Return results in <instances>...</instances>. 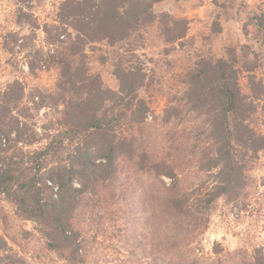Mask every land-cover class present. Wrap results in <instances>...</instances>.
Instances as JSON below:
<instances>
[{
	"label": "rangeland",
	"instance_id": "rangeland-1",
	"mask_svg": "<svg viewBox=\"0 0 264 264\" xmlns=\"http://www.w3.org/2000/svg\"><path fill=\"white\" fill-rule=\"evenodd\" d=\"M66 1L0 0V167L78 171L80 152L101 162L111 140H125L114 181L81 195L73 213L85 247L76 264L258 262L264 257V0H164L153 6L154 22H139L137 32L116 43L96 35L91 23L74 29V20L62 17ZM211 59L240 72V92L256 106L247 123L260 149L238 150L242 187L202 209L204 215H169L165 197L210 190L218 181L217 110L214 103L196 107L190 85ZM122 73L132 74L137 97L115 105L111 100L124 94ZM97 79L114 93L101 112L113 116L114 108L117 117L102 135L82 126ZM252 81L260 84V99ZM0 238L6 263L74 264L50 249L37 223L2 192Z\"/></svg>",
	"mask_w": 264,
	"mask_h": 264
},
{
	"label": "trees",
	"instance_id": "trees-1",
	"mask_svg": "<svg viewBox=\"0 0 264 264\" xmlns=\"http://www.w3.org/2000/svg\"><path fill=\"white\" fill-rule=\"evenodd\" d=\"M97 1L68 0L62 5V17L73 19L72 25L78 31L90 29L88 25L91 23L95 25L92 30L98 31L96 35L116 43L137 32L139 22H154L158 16L152 12L153 6L164 0ZM163 17L170 19L167 14H163ZM239 73L233 63L225 59H211L192 74L190 85L192 94L196 97V107L214 103L217 110L213 124L219 147L213 167L219 169L216 174L218 181L210 190H195L180 197L172 194L165 197L163 207L166 214L183 215L193 219V216L198 214L204 215L202 209L207 210L221 196L242 187L243 172L239 166L238 150L249 148L256 153L260 147L254 143L260 139L247 123L251 114L256 112V106L248 104L246 97L241 94ZM120 79L124 94L119 99L111 100L115 105H120V101L127 102L131 96L137 97L138 85L132 79V74L122 73ZM252 85L256 98H259L262 93L257 94L256 91L259 90L260 84L252 81ZM91 95L88 104L93 111L87 112L89 117L82 123L84 131L98 135H102L101 132H111L110 129L114 128L117 121L114 116L115 109L112 108L113 116H110L107 112H101L100 107L106 100L109 101L114 93L104 86L101 79H97ZM19 100L20 97L16 99ZM141 104L144 105L142 102ZM83 106L80 105L81 108ZM77 120L80 121L78 116ZM115 133L113 130V134ZM125 144V140L120 144L111 140L104 149V154L101 153L102 157L99 156L104 159L101 162H98L97 156L93 158L89 150L80 152L78 171L72 167L70 170L56 168L55 172L42 173L39 166L35 170L31 168L17 172L11 165L0 167V192L16 203L23 216L37 223L40 231L47 237L50 249L58 251L66 260L76 264L83 261L85 247L83 240L79 239L80 232L74 226L73 213L81 206V195L114 181L113 172L121 155L120 149L124 148ZM51 150V147L47 148L39 152L38 156L41 158ZM77 176L81 178L80 188L74 187ZM175 185L177 184H174V187ZM2 241L4 240L0 238V242ZM2 255L0 254V264H10L4 262ZM253 264H264V257Z\"/></svg>",
	"mask_w": 264,
	"mask_h": 264
}]
</instances>
